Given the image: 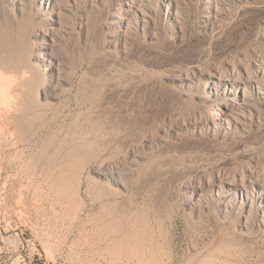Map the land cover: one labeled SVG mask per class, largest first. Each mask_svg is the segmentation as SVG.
I'll return each mask as SVG.
<instances>
[{
    "label": "rangeland",
    "instance_id": "rangeland-1",
    "mask_svg": "<svg viewBox=\"0 0 264 264\" xmlns=\"http://www.w3.org/2000/svg\"><path fill=\"white\" fill-rule=\"evenodd\" d=\"M114 1L0 0V264H264V0H146L126 43Z\"/></svg>",
    "mask_w": 264,
    "mask_h": 264
},
{
    "label": "bare ground",
    "instance_id": "bare-ground-1",
    "mask_svg": "<svg viewBox=\"0 0 264 264\" xmlns=\"http://www.w3.org/2000/svg\"><path fill=\"white\" fill-rule=\"evenodd\" d=\"M44 0H41V4H43ZM78 0H71L72 3H76ZM93 1L96 3L94 4ZM103 0H90L89 5L93 6V5H100L102 4ZM146 0H115L113 2V12L111 14V19H110V24L112 26H114L117 31H116V41L121 42V43H126V36L131 32V30L135 29L136 27H144V25L148 24L151 20V16L149 13H147L146 11L143 10V6ZM51 2V3H50ZM47 4L50 5L51 9L50 10H54L53 14L55 15L56 19L59 18L60 10L62 9V5H61V0H47ZM23 5V4H22ZM68 6V5H67ZM42 7V6H41ZM145 9V8H144ZM47 9H45L46 11ZM61 22L58 20L53 21V26H56L57 28H59L61 26L60 24ZM135 25V27L133 26ZM57 29L56 28H52L50 30L51 33L49 34H44V36L47 37V41H49L50 43L54 42L53 41V35H55V31ZM38 31V30H37ZM135 31V30H134ZM42 33V32H41ZM43 36V37H44ZM45 38V37H44ZM49 43V44H50ZM119 44V43H118ZM48 46V44H47ZM46 47V46H45ZM49 47V46H48ZM48 49V48H47ZM40 53H38L35 57L36 59H42L45 61L50 62V65L52 67V71L54 74L59 75V69L56 68L58 67L55 64H52V56H50L51 54H49L47 51H45V49L43 47L39 48ZM1 54V53H0ZM2 55V54H1ZM5 56V55H4ZM7 57V56H6ZM11 62V61H10ZM57 63V61H56ZM2 64V63H1ZM3 65V64H2ZM256 65V64H255ZM32 66V65H31ZM257 66V65H256ZM60 67V66H59ZM29 68V67H28ZM31 68V67H30ZM264 68V67H263ZM27 70V69H26ZM29 72V69L28 71ZM26 72V73H27ZM242 72V71H241ZM9 73V72H8ZM19 73V72H18ZM23 73V72H22ZM246 74V73H245ZM10 75V74H9ZM13 75V73H12ZM21 75V74H20ZM30 75V74H29ZM258 75H263L262 70L260 69V66L257 67V70L254 74L255 78H251L250 76H244L243 78L238 76L237 73L235 72H231L229 74L226 75H213L212 79L210 81V84L213 85L214 87H216L213 91V95L212 97L216 96L219 94V90L220 87L224 88V91H228L229 87L230 88H234L236 91V95L232 97V92L228 91L227 93V100L228 102H224V103H219V108L217 107L218 105H216V110L213 111L212 109L207 111L205 113V122L207 123H211V124H218L220 127L223 126L224 122H235L236 118L235 116L237 115L238 112H240L243 109H247V110H251L252 106H250V104L245 102V93L241 96L240 95V84L242 86L243 83H257L258 84V80L256 79L258 77ZM32 76V75H31ZM10 77V76H9ZM23 77V75H22ZM21 77V78H22ZM19 78V77H18ZM17 78V79H18ZM239 78H241L242 80H240ZM4 79V78H3ZM12 79V78H11ZM14 79V78H13ZM27 79V78H26ZM25 79V81H26ZM9 80V79H8ZM3 81V80H2ZM13 81V80H12ZM15 84H16V80ZM13 81V82H14ZM19 81V80H18ZM24 81V80H23ZM6 82V81H5ZM11 83V82H10ZM3 84V83H2ZM5 84V83H4ZM3 84V85H4ZM51 84L52 85H57L58 81L57 79H55L54 77L51 78ZM28 85V82L27 84ZM259 85V84H258ZM6 86V85H4ZM9 86V85H8ZM11 86V85H10ZM19 87V85H18ZM27 87V86H26ZM1 89L4 90V88L6 87H1ZM0 89V91H1ZM11 89V88H10ZM15 89V88H14ZM2 90V91H3ZM7 90V89H6ZM5 90V91H6ZM54 90V89H53ZM262 90V89H261ZM1 91V92H2ZM9 91V89H8ZM18 91V90H16ZM4 93V92H3ZM13 93V92H12ZM21 93V91H20ZM216 93V95H215ZM5 95V94H4ZM14 95V93H13ZM23 95V94H22ZM220 95V94H219ZM3 96V95H2ZM0 95V97H2ZM6 96V95H5ZM4 96V97H5ZM7 97V96H6ZM242 97V99H240ZM25 98V97H23ZM22 98V99H23ZM6 99V98H5ZM14 99V98H13ZM20 99V98H19ZM21 99V100H22ZM27 99V98H26ZM216 99H212V101H215ZM16 101V100H15ZM2 102V99H1ZM0 102V103H1ZM9 103V102H7ZM34 103V101H33ZM37 103V102H36ZM42 103V102H41ZM210 103V102H209ZM214 103V102H213ZM15 104V103H13ZM25 104V103H24ZM27 104V103H26ZM39 104V103H38ZM21 106V105H20ZM30 106V105H29ZM34 106V105H33ZM10 107V106H9ZM6 110V109H5ZM254 111V110H253ZM9 123V122H8ZM238 124V123H237ZM173 131V130H172ZM74 163V162H73ZM224 177V176H223ZM218 178V177H217ZM206 183V182H205ZM257 185L256 182L255 183H251L249 186L246 184V182L241 178L238 180H231L228 177H224V178H218L217 180H212L208 183H206L204 186V189L207 190H212L217 189L221 191L222 195L225 198H231V197H238L240 199H244L245 201H247V193H248V188L251 185ZM198 190V189H197ZM217 190V191H218ZM202 192V191H201ZM197 193V192H196ZM202 195V194H200ZM199 195V196H200ZM264 195V193H263ZM202 198V197H201ZM198 201V200H197ZM222 203V202H221Z\"/></svg>",
    "mask_w": 264,
    "mask_h": 264
}]
</instances>
